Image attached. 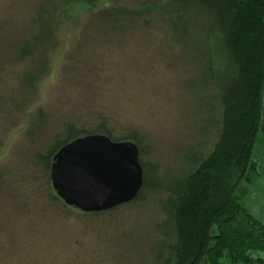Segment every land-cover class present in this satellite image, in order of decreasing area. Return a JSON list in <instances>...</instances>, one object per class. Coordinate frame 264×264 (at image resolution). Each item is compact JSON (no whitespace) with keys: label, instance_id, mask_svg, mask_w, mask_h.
I'll list each match as a JSON object with an SVG mask.
<instances>
[{"label":"rangeland","instance_id":"rangeland-1","mask_svg":"<svg viewBox=\"0 0 264 264\" xmlns=\"http://www.w3.org/2000/svg\"><path fill=\"white\" fill-rule=\"evenodd\" d=\"M56 1L0 0V264H149L159 197L84 215L55 199L41 158L68 124L92 131L106 122L116 136L139 133L144 160L177 172L191 148H202L193 73L162 31H111L83 10L53 25L43 48L21 55L36 10Z\"/></svg>","mask_w":264,"mask_h":264},{"label":"trees","instance_id":"trees-1","mask_svg":"<svg viewBox=\"0 0 264 264\" xmlns=\"http://www.w3.org/2000/svg\"><path fill=\"white\" fill-rule=\"evenodd\" d=\"M113 4L107 0L41 4L32 20L36 31L23 41L19 53L30 57L54 39L53 25L82 10L93 15L98 27L111 31L136 26L162 31L173 42L183 67L193 73L189 86L192 110L201 115L202 148H191L177 172L162 173L158 165L144 160V138L139 133L116 136L106 122L92 131L68 124L64 136L42 156L45 168L51 174L54 156L80 137L100 134L116 142L131 141L140 150L144 185L138 197L125 205L150 193L159 197L162 213L149 264L263 263L264 225L250 213L247 201L254 182L264 174L254 155L264 100V0ZM37 79L32 74L25 77L31 85Z\"/></svg>","mask_w":264,"mask_h":264},{"label":"water","instance_id":"water-1","mask_svg":"<svg viewBox=\"0 0 264 264\" xmlns=\"http://www.w3.org/2000/svg\"><path fill=\"white\" fill-rule=\"evenodd\" d=\"M51 182L57 196L82 213H101L134 201L144 185L140 150L94 134L65 145L54 156Z\"/></svg>","mask_w":264,"mask_h":264},{"label":"crops","instance_id":"crops-1","mask_svg":"<svg viewBox=\"0 0 264 264\" xmlns=\"http://www.w3.org/2000/svg\"><path fill=\"white\" fill-rule=\"evenodd\" d=\"M255 160L264 172V100L261 112L260 131L254 147ZM250 213L264 225V174L256 179L253 184V193L247 201ZM255 264H264L255 263Z\"/></svg>","mask_w":264,"mask_h":264}]
</instances>
